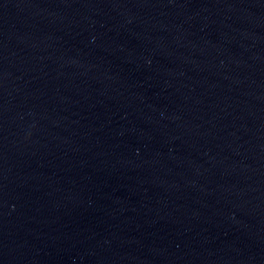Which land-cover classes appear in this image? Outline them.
I'll use <instances>...</instances> for the list:
<instances>
[{"label": "water", "instance_id": "water-1", "mask_svg": "<svg viewBox=\"0 0 264 264\" xmlns=\"http://www.w3.org/2000/svg\"><path fill=\"white\" fill-rule=\"evenodd\" d=\"M0 264H264V0H0Z\"/></svg>", "mask_w": 264, "mask_h": 264}]
</instances>
